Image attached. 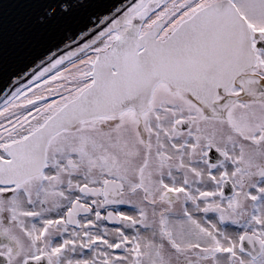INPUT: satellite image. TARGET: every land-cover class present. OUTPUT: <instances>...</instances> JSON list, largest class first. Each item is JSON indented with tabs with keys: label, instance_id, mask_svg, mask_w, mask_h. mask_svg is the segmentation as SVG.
I'll return each mask as SVG.
<instances>
[{
	"label": "snow or ice",
	"instance_id": "6c2138e0",
	"mask_svg": "<svg viewBox=\"0 0 264 264\" xmlns=\"http://www.w3.org/2000/svg\"><path fill=\"white\" fill-rule=\"evenodd\" d=\"M0 264H264V0H0Z\"/></svg>",
	"mask_w": 264,
	"mask_h": 264
},
{
	"label": "water",
	"instance_id": "95a60500",
	"mask_svg": "<svg viewBox=\"0 0 264 264\" xmlns=\"http://www.w3.org/2000/svg\"><path fill=\"white\" fill-rule=\"evenodd\" d=\"M115 2H119V0H115Z\"/></svg>",
	"mask_w": 264,
	"mask_h": 264
}]
</instances>
